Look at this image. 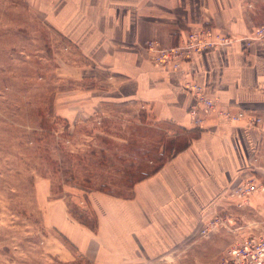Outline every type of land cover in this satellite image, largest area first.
Masks as SVG:
<instances>
[{
  "label": "crops",
  "instance_id": "0c3cea01",
  "mask_svg": "<svg viewBox=\"0 0 264 264\" xmlns=\"http://www.w3.org/2000/svg\"><path fill=\"white\" fill-rule=\"evenodd\" d=\"M24 2L34 16L78 46L98 82L105 77L106 85L87 86L83 95L98 102L106 98L142 104L147 108L144 117L162 130L156 151L167 156L157 171L134 183L130 197L90 193L95 232L67 218L60 220V231L78 253L98 264L158 261L169 249L179 257L180 248L199 242L201 229L216 215L235 211L227 200L229 189L251 176L264 182L263 47L236 41L225 50L200 53L179 74L154 65L144 46L147 41L175 45L188 31L207 24L247 36L264 24V0ZM186 79L218 97V107L254 110L262 123L226 121L206 111L201 114L203 125L194 128L187 110L195 101L182 87ZM250 199V209L235 211L231 225L209 227L231 233H224L201 256L215 257L240 237L264 231V196ZM194 248L201 252L207 247Z\"/></svg>",
  "mask_w": 264,
  "mask_h": 264
},
{
  "label": "rangeland",
  "instance_id": "374dc122",
  "mask_svg": "<svg viewBox=\"0 0 264 264\" xmlns=\"http://www.w3.org/2000/svg\"><path fill=\"white\" fill-rule=\"evenodd\" d=\"M147 42L154 65L185 72L190 59L183 71L161 66ZM87 64L78 46L24 0H0V264H98L74 249L60 220L93 224L90 193L130 197L137 178L167 156L156 151L161 126L144 117L142 104L83 95L87 86L107 83ZM191 82L182 83L189 94ZM224 233L231 232L200 231L194 244L207 247L201 252L183 246L179 257L169 249L142 264H210L226 247L215 257L200 253Z\"/></svg>",
  "mask_w": 264,
  "mask_h": 264
},
{
  "label": "built area",
  "instance_id": "2783aa9c",
  "mask_svg": "<svg viewBox=\"0 0 264 264\" xmlns=\"http://www.w3.org/2000/svg\"><path fill=\"white\" fill-rule=\"evenodd\" d=\"M243 42L244 47L252 43H259L264 49V24L255 27L250 34L236 37L225 34L217 28L207 24L196 30H190L175 45L160 46L156 41L147 42L146 48L153 52V58L161 66L169 65L173 70L183 71L185 60L198 57L204 50H220L229 48L234 42ZM183 68V69H182ZM190 91L195 104L188 109V117L194 128L203 125L202 115L208 111L229 121H245L247 125L259 126L262 117L254 110H230L218 107V99L210 96L199 85L191 82L186 85ZM264 182L256 177L246 178L235 187L227 191V200L235 211H241L249 206L251 195L263 194ZM234 210L229 211L226 216L216 215L213 220L201 232H207L210 226L231 225L234 221ZM210 264H264V231L240 237L230 244L222 257Z\"/></svg>",
  "mask_w": 264,
  "mask_h": 264
},
{
  "label": "trees",
  "instance_id": "16d2710c",
  "mask_svg": "<svg viewBox=\"0 0 264 264\" xmlns=\"http://www.w3.org/2000/svg\"><path fill=\"white\" fill-rule=\"evenodd\" d=\"M159 167H160V163H159L158 165H156L155 167H153L150 171H148V172H146V173L140 175V176L137 178L138 180H136V181H140V180H142V178H144L145 176H147V175H149V174H151V173H154L155 171H157V170L159 169ZM132 185H133V184H132ZM132 188H133V187L131 186V189H132ZM77 220H78V222H79L80 224L87 226V227L90 228L91 230H93V231L96 230V226H97V220H96V219L94 220V223H93V224H88V223H86L85 221H82V220H80V219H77Z\"/></svg>",
  "mask_w": 264,
  "mask_h": 264
}]
</instances>
